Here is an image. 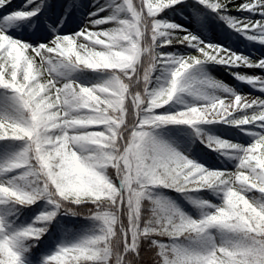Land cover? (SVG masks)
Wrapping results in <instances>:
<instances>
[{
    "label": "snow or ice",
    "instance_id": "snow-or-ice-1",
    "mask_svg": "<svg viewBox=\"0 0 264 264\" xmlns=\"http://www.w3.org/2000/svg\"><path fill=\"white\" fill-rule=\"evenodd\" d=\"M197 5L208 10L210 19L264 44V0H195L194 5L188 0H68L54 14L48 0H25L22 6L0 0V151L20 146L0 161V264H264V57L206 43V38L171 22L174 13ZM74 9H87V16L78 31L65 34ZM237 12L259 19L230 15ZM53 15L55 27L37 28ZM25 26L36 31L23 35L19 29ZM189 48L194 52L179 54ZM128 49L134 51L131 58ZM98 54H103L102 63H85L99 59ZM208 64L223 66L261 95L238 94L222 81L205 77ZM236 68L253 74L233 72ZM257 69L261 75L255 74ZM78 72L106 78L91 84L70 78ZM160 72L166 78L156 86ZM205 88L219 94L208 95ZM113 93L120 98L115 117L106 108ZM178 94L199 103L169 114L165 106ZM80 117L91 119L85 123ZM167 125L225 126L230 140L200 132L196 136L217 158L231 161L232 170L203 167L159 140L154 133ZM45 128L51 139L48 148L56 151L72 147L75 137L91 136L98 141L96 147L111 152L103 145L115 134L120 158L113 160L115 175L108 182L118 195L68 199L80 210L69 213L63 191L42 171L37 137ZM236 135L247 142H231ZM156 189L174 190L207 211L193 219L168 201H151L148 219L145 210ZM201 191H211L221 203L187 195ZM233 193L247 204L242 219L229 211ZM105 199H110L108 209ZM40 201L46 204L41 207ZM26 209L31 222L17 224ZM64 215L102 227L75 239L55 238L49 229H60L57 217ZM212 230L235 239L217 244ZM187 239L205 240L207 245L203 250L181 247ZM145 247L152 254L147 262Z\"/></svg>",
    "mask_w": 264,
    "mask_h": 264
},
{
    "label": "trees",
    "instance_id": "trees-1",
    "mask_svg": "<svg viewBox=\"0 0 264 264\" xmlns=\"http://www.w3.org/2000/svg\"><path fill=\"white\" fill-rule=\"evenodd\" d=\"M21 2H25V0H13L14 5L20 6ZM82 4H86L80 0ZM68 0H48V5L50 8V11L54 14L57 11V8L61 4H67ZM188 3L190 5L195 4V0H188ZM177 8H184L183 5H177ZM166 11H173V10H166ZM208 10L203 9L200 6H195V8H185L182 13H174L170 20L171 22H174L183 28L187 29L188 31L192 32L194 35H198V31L202 33V35L207 36L215 33L218 37V41H210L212 44H216L222 48H227L232 52H235L236 54L241 53L240 49L246 48L247 51H250L252 48H258L260 45L256 44L254 42L249 41L245 38V36L240 35L239 33L234 32L232 29L228 27L227 24H225L223 21L220 20H212L208 16ZM71 16L76 17H86L87 16V10L85 9L83 12H79L77 10H73V12L70 14ZM164 15V14H162ZM214 15V14H212ZM230 15L235 16L240 19L244 18H253V19H259V17H252L248 13H231ZM52 21V23L50 22ZM55 20L54 15L49 16L47 18V23L45 24L43 20L37 25V28H40L44 31H47L48 25H52L55 27ZM77 25L80 26L78 23ZM72 31V30H70ZM201 38V37H200ZM204 39V38H202ZM241 42L243 46H240L238 42ZM205 42H209L205 39ZM182 47V46H178ZM191 52H194V49L189 48L187 52H179L180 55H187ZM251 53V52H250ZM204 74L205 77L214 78L215 80L219 81L218 76L220 75H227L229 74L228 71H225L223 66L215 65V64H208L204 66ZM233 72H238V68L232 69ZM157 77L159 78V82L156 86H159V83H162L163 80L166 78V73L160 72L157 73ZM71 79H77L80 78L81 81L91 84L95 83L99 79H105L106 77H101L98 74L86 72V73H75L71 77ZM200 78V77H197ZM156 83V82H154ZM209 88L202 89V91L206 92ZM170 104L166 105L165 107L170 109ZM177 125H167L163 126L160 129H157L154 135L161 140L166 141L167 138H170L172 142L180 149L181 154L186 155L188 158L193 159L194 162L201 163L202 166L210 167V165L214 166L211 168L212 170H228L230 171V166H233V163L231 161L227 162L226 158L223 156H220L217 158V153L213 151L211 148L206 147L203 143H201L200 139L197 138L196 132H200L201 134H206L207 136L213 137L214 134L218 132V127L216 125H200L192 127L190 126L188 130L191 133V139L188 140L185 144L177 143L176 139L171 136V133L177 129ZM187 129V127H184ZM233 134H235V130H233ZM224 140V139H223ZM232 142V141H231ZM19 145L15 146L13 149L3 152L0 151V161H3L5 159H9L12 155L15 154L16 151L19 150ZM33 178L29 177V181H31ZM159 195L161 198V201H168L175 205L177 208H179L182 212H184L186 215H188L190 218L197 219L201 216V214L207 209H198L195 206H193L188 199L185 198V195L175 192L174 190L170 189H156L153 192V195L149 198L148 203H151V200L156 198V196ZM189 195L192 199H202V200H209L214 205H218L221 203V200L217 198L216 195H214L211 191H201L199 193H189ZM39 204L41 207H43L46 202L40 201ZM11 207L10 205L8 206ZM145 213L148 215H151V208H147L145 210ZM30 210L26 209L24 210V215L20 217L19 220H17V224H20L21 221L24 223H30ZM57 219L61 222L62 227L60 229H53L50 228L49 232L54 233L55 238H63L67 236L69 239H75L82 235H88L92 234L94 232H98L100 227L102 225L99 222L93 223L91 221H85L81 217H72L71 215H64V216H58ZM55 224V221L53 222ZM224 237V242L233 240L235 237L231 234H227L222 232ZM215 242V241H214ZM216 243V242H215ZM207 245V241L205 240H195V239H187L184 240L180 246L185 248H195L199 250H203V248ZM40 247V246H38ZM33 251H36L33 249ZM145 259L146 262L150 261L151 259V252L150 250L145 247Z\"/></svg>",
    "mask_w": 264,
    "mask_h": 264
},
{
    "label": "clouds",
    "instance_id": "clouds-1",
    "mask_svg": "<svg viewBox=\"0 0 264 264\" xmlns=\"http://www.w3.org/2000/svg\"><path fill=\"white\" fill-rule=\"evenodd\" d=\"M145 44L147 45V41H145ZM127 51L128 58H131L134 55V51L132 49ZM98 56L99 59L85 60V63L90 67L102 63L104 60L103 54H98ZM108 78L111 79L112 77ZM113 96L115 97L114 99L106 102V108L110 109L112 117H115L119 112L120 98L115 93H113ZM103 115L107 116L108 112H104ZM191 118L196 119L195 115ZM79 119L81 122L86 123L91 118L80 117ZM112 122L115 123V119ZM46 133L47 129L45 128L37 137V151L42 157V171L58 192L63 191L65 196L64 208L69 213L76 212L80 214V210L72 208L67 203L68 199L85 200L105 195H108L111 199L118 195L108 182V178L115 175L112 171V168L116 167V165H113V160L118 161L120 158V148L116 145L115 134L106 138L110 140V144H104L103 148H111L112 151L105 152L102 148L96 147L98 141L91 138V136L73 138L72 147L70 148L64 149L62 147L60 151H56L54 148L50 150L48 145L51 143V139ZM232 196L229 211L233 213L236 219H242L247 213V204L242 198H236L235 193ZM110 199L103 200V205L106 209L110 207ZM151 201L161 205L166 202V200L162 202L159 195ZM153 203H150L147 207L151 208ZM161 215L163 216V213ZM146 216L148 219H152V213L151 215L146 213ZM156 224L159 227V221H156ZM237 239L240 238L237 237Z\"/></svg>",
    "mask_w": 264,
    "mask_h": 264
},
{
    "label": "rangeland",
    "instance_id": "rangeland-1",
    "mask_svg": "<svg viewBox=\"0 0 264 264\" xmlns=\"http://www.w3.org/2000/svg\"><path fill=\"white\" fill-rule=\"evenodd\" d=\"M82 2H84L86 4H91L92 0H82ZM24 3L25 2H21L20 6H22ZM99 3L103 4V3H105V0H99ZM76 19H78V17ZM50 22L52 23V21H50ZM74 24H75V26H74ZM71 25L73 28L72 31H78L79 30V27L76 26L75 18L71 17V19L69 21H66L65 34L72 32L69 30V27H71ZM13 31H15V29H13ZM35 31H36V28L30 29L26 26L21 27L19 29V32L23 35H26V36H30ZM197 33L199 34V36L201 38H206V40H208L209 42L210 41H218V37L215 33H213L211 35H207V36L201 35L200 31H198ZM41 42H44V41H41ZM238 44H240V46H243V44L240 41L238 42ZM259 45L260 46L258 48H255V49L252 48L250 51H247L246 48H242V49H240L241 53H238V54H242V55L249 56V57H253V56L264 57V44H259ZM238 70H239L238 72H242L244 74H249V75L253 74L252 70H250V69H239L238 68ZM255 74L261 75L262 73L260 72V70L257 69ZM218 78H219V81H222L225 85L233 88L238 94L261 95V93L255 92L249 85L237 81L230 74L220 75V76H218ZM205 93L208 95L219 94V90L208 89ZM196 103H199V102L196 101L193 96H190L187 94H178L170 104V113L169 114H173V113H176L178 111L185 110V107L187 105L196 104ZM216 126L218 127V132H217V134L215 133L213 137L218 138V139L230 140V136L222 130L225 126H223V125H216ZM184 127H187V129ZM189 127L190 126H178V128L175 129L171 133V136H173L176 139L177 143H181L183 145L188 140H190L192 137L190 131L188 130ZM232 142L246 143L247 140L242 139L240 135H236L235 140H232ZM164 143L170 145L171 147L175 148L177 151L180 152V149L174 144V142H172L170 140V138H167V140L164 141ZM226 161L229 162L228 159H226ZM203 167H206V166H203ZM232 168H233V166H230V171L232 170ZM205 201L211 202L209 200H205ZM211 235L213 237V240L217 244L224 242V237H223L222 232H220L218 230H212Z\"/></svg>",
    "mask_w": 264,
    "mask_h": 264
}]
</instances>
